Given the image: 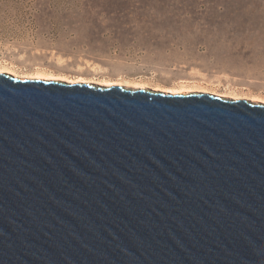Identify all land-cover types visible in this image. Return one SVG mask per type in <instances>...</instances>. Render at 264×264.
Returning a JSON list of instances; mask_svg holds the SVG:
<instances>
[{"label": "water", "instance_id": "95a60500", "mask_svg": "<svg viewBox=\"0 0 264 264\" xmlns=\"http://www.w3.org/2000/svg\"><path fill=\"white\" fill-rule=\"evenodd\" d=\"M0 264H264V104L0 73Z\"/></svg>", "mask_w": 264, "mask_h": 264}, {"label": "rangeland", "instance_id": "374dc122", "mask_svg": "<svg viewBox=\"0 0 264 264\" xmlns=\"http://www.w3.org/2000/svg\"><path fill=\"white\" fill-rule=\"evenodd\" d=\"M3 66L264 104V0H0Z\"/></svg>", "mask_w": 264, "mask_h": 264}, {"label": "bare ground", "instance_id": "6f19581e", "mask_svg": "<svg viewBox=\"0 0 264 264\" xmlns=\"http://www.w3.org/2000/svg\"><path fill=\"white\" fill-rule=\"evenodd\" d=\"M0 73H4V74H9V75H11V76H13V77H16V78H27V79H32V78H30V77H22V76H20L17 72H16V70L14 69V68H11V67H5V66H3V67H0ZM39 75V74H38ZM36 77V76H35ZM42 77H43V75H42ZM34 78V79H40V80H45V81H58V82H61V81H65V80H67L68 82H66L65 81V83H86V81H70L69 79H66V78H64V77H60L59 75H54V74H51V73H48V74H46V75H44V78ZM88 83H91V81L90 82H88ZM123 84V83H122ZM106 87H108V86H112V85H110V84H106L105 85ZM121 86H124V85H121ZM126 88H128L127 86H125ZM138 88H145V89H147L145 86H144V84L143 85H140V86H138V87H132V88H130V89H138ZM151 90V89H150ZM153 91V90H152ZM155 92H162L161 90H158V89H156V90H154ZM171 93V94H183V92H178V91H174V90H167L166 92H164V93ZM209 93H212V94H217V95H219V96H222V97H225V98H229V97H227L226 95H224V94H219L217 91H215V90H212L211 92H209ZM188 94H190V93H188Z\"/></svg>", "mask_w": 264, "mask_h": 264}]
</instances>
